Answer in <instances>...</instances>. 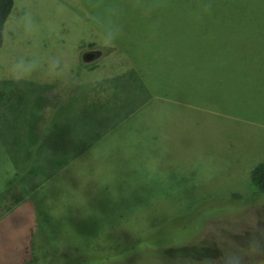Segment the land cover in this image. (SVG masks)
<instances>
[{
	"label": "rangeland",
	"instance_id": "rangeland-1",
	"mask_svg": "<svg viewBox=\"0 0 264 264\" xmlns=\"http://www.w3.org/2000/svg\"><path fill=\"white\" fill-rule=\"evenodd\" d=\"M3 36L0 264H264V0H14Z\"/></svg>",
	"mask_w": 264,
	"mask_h": 264
},
{
	"label": "trees",
	"instance_id": "trees-1",
	"mask_svg": "<svg viewBox=\"0 0 264 264\" xmlns=\"http://www.w3.org/2000/svg\"><path fill=\"white\" fill-rule=\"evenodd\" d=\"M186 2H184V5H183V1H180V6L181 8L185 11V8L187 6H189L187 4H185ZM13 6H14V0H0V47L3 43V30H4V25H5V22L6 20L8 19L12 9H13ZM194 7H196V5L193 3L190 10L189 8L187 7L186 9V12H189L191 15H192V19L196 20L198 18H196V14H195V10H194ZM197 21V20H196ZM200 24V22H199ZM200 27H202V25L200 24ZM189 64V63H188ZM187 64V65H188ZM186 67V64L183 65ZM250 180H251V183H252V186L260 193L264 194V160L257 163L255 165V167L251 170L250 172ZM191 248H189V251H190ZM174 252V250L172 251V248H165L164 249V254H170ZM99 264H105L104 262V259L102 258L100 260V263ZM108 264H133L132 261H125L124 260H120L119 262L117 263H108Z\"/></svg>",
	"mask_w": 264,
	"mask_h": 264
},
{
	"label": "water",
	"instance_id": "water-1",
	"mask_svg": "<svg viewBox=\"0 0 264 264\" xmlns=\"http://www.w3.org/2000/svg\"><path fill=\"white\" fill-rule=\"evenodd\" d=\"M98 54L99 53L97 51L89 50V51H86L82 54V59L84 61H91V60L95 59L98 56Z\"/></svg>",
	"mask_w": 264,
	"mask_h": 264
},
{
	"label": "crops",
	"instance_id": "crops-1",
	"mask_svg": "<svg viewBox=\"0 0 264 264\" xmlns=\"http://www.w3.org/2000/svg\"><path fill=\"white\" fill-rule=\"evenodd\" d=\"M3 34H4V30H3ZM3 39H4V36H3ZM13 196H14V198L17 196V195H15V193L13 192ZM11 196V195H10ZM13 198V197H12ZM11 204V203H10ZM0 211H1V208H0ZM2 215V212H0V216Z\"/></svg>",
	"mask_w": 264,
	"mask_h": 264
}]
</instances>
